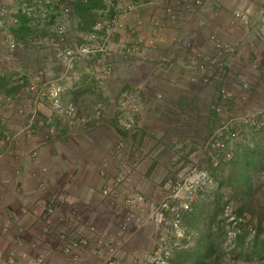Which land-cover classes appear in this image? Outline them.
<instances>
[{"label":"crops","instance_id":"1","mask_svg":"<svg viewBox=\"0 0 264 264\" xmlns=\"http://www.w3.org/2000/svg\"><path fill=\"white\" fill-rule=\"evenodd\" d=\"M133 1L135 8L128 24L133 25L141 17L143 27L131 34L130 39L139 35L149 37L153 19H158L161 25L153 48L146 43L141 54L129 57L126 49L118 45L119 35H116L107 57L114 67L113 84L121 92H135L140 97V109L130 115L134 120L132 130L123 128L121 120L127 115L120 111L116 115L111 105L114 99L106 97L104 92L99 99L104 102L107 115L95 119L91 118V110L89 115L83 112L82 105L89 107L91 98L96 100V94L88 92V85L92 90L99 86L96 66L85 63L101 55L77 62L79 77H68L62 82L63 102L76 105L78 112L84 114L81 116L88 119L77 126L62 122L49 101L35 100L34 94L27 90L13 93L19 95L10 105L0 98V127L11 135L10 139L0 141V264H23L20 253H25L32 264L97 261L96 252L101 247L95 244L96 236L89 230L90 224L113 232L120 220L118 201L122 196L144 192L159 199L162 188L188 170L197 154L195 140L206 138L217 122L211 109L216 86L204 83L197 71L188 67L192 50L217 54L208 41L210 35L215 34L223 43L236 44L238 48L237 56L221 59L225 70L219 76V84L239 90V79H243L264 87V0H203L197 8L189 0ZM0 5L10 9L0 14V83L4 77L15 81L20 76L29 83L38 69H46L40 65L45 64L48 53L42 52L46 48L40 51L38 48L45 46L43 39L54 14L46 21L35 22L29 14L20 11L18 0H0ZM166 5L174 9L173 19L167 16ZM82 6H92L93 23L111 15L106 0H94L92 4L90 0H76L67 19L69 42L79 40L87 30L80 28L82 14L78 10ZM236 11L245 14L247 20L236 16ZM21 18L28 27L25 41L13 31ZM6 33L18 42L17 50L21 42L27 43L28 49L8 53ZM40 59L44 62L36 68L34 64ZM229 67L236 73H230ZM243 94L234 96L237 106L244 105ZM121 99L119 96L116 102ZM21 105L25 110L20 113ZM33 110L37 119L45 120L43 124L29 123ZM118 141L123 143V149L115 153ZM230 148L232 156L228 159L221 152L216 153V165L209 158L215 180L229 188L236 183L233 177L241 175L244 166L257 162L259 153L264 152V131L245 130L230 143ZM126 168L129 172L120 186L119 197L114 205L110 204L105 188ZM51 202L56 207L54 213L47 210ZM142 226L132 225L117 243L118 264L127 257L126 250L129 262L134 252L137 253L134 246L141 243L137 241V233H146V227ZM154 231L151 237L144 236L146 241L152 240L151 248L159 236ZM62 234L88 240L81 262L73 261L63 252ZM169 244L172 250V241Z\"/></svg>","mask_w":264,"mask_h":264},{"label":"built area","instance_id":"2","mask_svg":"<svg viewBox=\"0 0 264 264\" xmlns=\"http://www.w3.org/2000/svg\"><path fill=\"white\" fill-rule=\"evenodd\" d=\"M75 1L53 0V3H49L48 0H18L20 11L29 14L35 22L46 21L50 14H54L43 43L45 46L55 49L57 58L63 63V70L57 77L46 79L44 77L46 69H38L32 74L26 90L31 92L32 95L34 94L33 98L35 100L40 98L49 101L61 121L70 127L77 126L88 120L86 117L79 115L76 105L70 102L64 103L62 99L64 90L62 82L68 77H79V71L75 68V64L85 58L97 55L108 56L114 46L116 35H119L118 45L126 49V54L129 57L138 56L142 52V47H146V43L152 48L155 46V41L159 38L158 28L161 25L158 19H153L151 22L152 28L148 32L149 37L144 38L139 35L130 39L131 34L140 32L143 27L141 17H137L133 25L128 24L129 16L135 8L134 1L106 0V5L111 9V15L107 19H97L89 29L81 33L79 40L69 42L67 19ZM189 1L194 8L203 4V0ZM9 10L5 5H0V14H6ZM165 10L169 18L173 19L175 17L176 14L171 6L166 5ZM235 15L245 21L247 20L246 15L240 11H236ZM208 41L214 45L217 54L213 56L200 50H192L188 60V67L197 71L204 83L216 86L211 109L215 115L224 116L212 127L209 135L204 140H199L196 143L197 150L200 153L199 157L205 158L208 156L211 158L212 164L216 165V153L221 152L224 158H230L232 156L230 143L237 139L243 131H264V97L262 99L255 98L258 94V88H261L260 86L252 85L247 80L239 79L240 89L245 94L241 97L244 101L243 107L237 109L234 94L226 86L218 83V80H220L219 76L225 70L224 62L221 59L223 57L237 56V45L223 43L215 34L210 35ZM5 42L9 52H14L18 47V42L12 34H5ZM229 68V72L234 73V69ZM101 69L105 73H110L113 65L108 61ZM18 78L19 82L24 80L21 76ZM18 95H5L2 97V101L10 105L18 98ZM140 106L141 101L137 93L129 91L124 93L123 98L119 102V111L127 115L125 119H120L123 128L128 130L134 128V120L130 115L138 111ZM24 110V105L18 108L20 113L24 112ZM30 113V124H43L45 122L42 118L37 119L36 110ZM101 113L102 104L96 102L92 109L91 118L98 119L102 116ZM26 128H28V125ZM10 138L11 135L7 129L0 127V141ZM122 149L123 143L118 141L114 152H120ZM127 172H129L128 168L118 173L113 178V182L106 186L104 194L110 197L108 199L110 204L114 205L115 199L119 197L120 186ZM211 183L212 179L208 170L202 166L200 160L196 159L190 164L185 173L166 187L159 201L148 203L145 196L141 193L122 196L121 203L124 209L120 211V220L113 232L109 233L101 230L94 223L90 224L89 230L96 236L95 244L101 247V250L96 252L97 261L85 264H118L116 258L117 243L121 241L124 233L135 224L139 227L145 224L151 225L155 227L154 232H158L159 236L154 246L147 252L140 255L134 252L131 264H170L171 247L169 246V235L183 236V228L179 222L181 214L191 208L197 192L211 186ZM61 207L65 209V207ZM47 210L50 213L56 211L54 202L48 204ZM144 212H146V215H144ZM68 214L71 218H75L70 212ZM224 214L226 216L225 227L229 235V242H231L232 238L241 232V226L246 219L243 216L236 215L230 205H226ZM248 231L253 235L255 228L249 226ZM261 235L264 236V229ZM60 240L63 243L62 248L66 256L75 262H81L80 259L88 240L66 234L60 235ZM20 255L23 258V264H32L26 259L25 253H20ZM38 261L40 262V260Z\"/></svg>","mask_w":264,"mask_h":264},{"label":"trees","instance_id":"3","mask_svg":"<svg viewBox=\"0 0 264 264\" xmlns=\"http://www.w3.org/2000/svg\"><path fill=\"white\" fill-rule=\"evenodd\" d=\"M92 1L94 0H90L91 4ZM91 7L82 6L78 10L82 14V30L93 25L95 16L91 14ZM25 22L21 18L20 25L13 30L22 41H25L27 35L28 27ZM49 49L53 50L51 47ZM53 56L56 58L55 54ZM21 77L24 78L22 82L18 81V77L15 81L4 77L0 83V92L6 95L17 92L21 94L28 84L25 77ZM11 82H15V86ZM259 157L257 162L247 163L241 175L233 177L236 183L230 187L232 196L239 203L237 213L256 217L254 225L246 223V226H254L255 233L249 236L245 230L236 236L229 251L224 250L227 233L222 225L224 203L221 191L227 185L220 184L213 195L200 191L199 198L192 203L191 208L181 214L179 222L183 228V236L169 235V240L173 243L170 264H264V236L261 235L264 229V189L253 188L256 179L254 171L264 169V152L259 153ZM236 255L240 257L239 261L235 259Z\"/></svg>","mask_w":264,"mask_h":264},{"label":"rangeland","instance_id":"4","mask_svg":"<svg viewBox=\"0 0 264 264\" xmlns=\"http://www.w3.org/2000/svg\"><path fill=\"white\" fill-rule=\"evenodd\" d=\"M38 22H41V21H38ZM69 30V29H68ZM68 34H69V32H68ZM68 40H69V36H68ZM70 41V40H69ZM21 46L19 47V49L17 50L16 49V53H19V52H21V51H25V50H27L28 49V45H27V43H23V42H21ZM44 48H46V51H42V52H47L48 53V56H46L45 58H48L46 61H45V64H42V62H44V60L43 59H40V60H37L36 62L37 63H35L34 65H35V67L37 68L38 67V64H42V65H40L41 67L42 66H46L45 68L47 69L46 70V73L44 74V77L47 79V78H54V77H57L60 73H61V71H62V68H63V63H61L60 62V60L57 58V56H56V54H55V49L53 48V50L52 49H49V47H47V46H44V47H42L41 45H39V48H38V50L40 51V49H44ZM17 51H19V52H17ZM7 52L8 53H11V52H9L8 50H7ZM55 54V56H56V58L53 56ZM107 57L108 56H106L105 58L104 57H96V58H94V59H91V60H89V61H86V65L85 66H88V65H92L93 67H95L96 66V71H98V77H97V84L99 85V86H97V88H95V89H91V87L89 88V85H88V92H90L91 93V95H94V94H96L95 96H94V98L96 99L95 100V102L93 101L94 99H92L91 98V101H90V103H88V105H89V107H87V105H82V109L84 110L83 112L85 113V114H87V115H89V113H90V110L92 111V109H93V105L94 104H96V102H99V103H101L102 104V113H101V117H103V115H107L106 113V108L103 110V101L101 100V99H99V98H101L102 97V92H104L106 95V97L108 96L109 98H113L114 99V102L113 103H111V105H114V109H116V111H117V113H116V115H118V107H119V102L120 101H117L116 102V100H117V98L120 96V98L122 97L123 98V96H124V91H120V89L118 88V87H116L113 83V79H114V67H113V69L111 70V72L110 73H105L101 68H102V66L106 63V62H110L111 63V61L109 60V59H107ZM113 65V64H112ZM236 72L234 71V73H232V74H235ZM85 83H88V81L87 82H85ZM250 83V82H249ZM252 84V83H251ZM252 85H254V84H252ZM110 86L111 87H113V88H110ZM233 94H234V96L235 95H237V94H242V90L239 88V90L238 89H234L233 90V88L231 89L230 87H228V86H226ZM98 90L100 91V97H97L98 96ZM258 94H257V96L255 97V98H263L264 97V87H262V88H258V92H257ZM111 94V95H110ZM110 95V96H109ZM3 97V93H0V98H2ZM238 105V104H237ZM243 107V106H242ZM241 106H237V109L238 108H242ZM0 108H1V104H0ZM87 111V112H86ZM79 115H84V114H80L79 113ZM217 116V122L214 124V125H216L217 123H218V121L224 116V115H216ZM205 139V138H204ZM204 139H201V140H204ZM200 140V139H199ZM199 140H195V142H194V145H195V148H196V151H197V154H196V157L194 158V160L193 161H195L196 159L199 161L200 160V162H201V164H202V166L206 169V170H208V172H209V174H210V177H211V179H212V183H211V186H209V187H206V188H204V189H201V190H199V191H201V192H204V193H209V194H211V195H213V193L218 189V188H220V184H219V182H217L216 180H215V178H214V176H213V173L211 172V169H210V167H209V161H210V159H209V157L208 156H206L205 158H201V157H199V155H200V153H199V151L197 150V147H196V143H198V141ZM192 161V162H193ZM191 162V163H192ZM255 176H256V179H255V181H254V183H253V188L256 190L257 188H262V189H264V169H256L255 171ZM255 176H253V177H255ZM261 181V184H258L259 182ZM165 189H166V187H164V188H162V191H161V193H159V194H161V197H162V195H163V193L165 192ZM199 191L197 192V194H196V197H195V199L199 196ZM139 193V192H138ZM141 194H143L144 196H145V199L148 201V203H155V202H157V201H159V199L161 198H159L158 199V197L157 198H150V194L149 195H147V194H145L144 192H140ZM221 195L223 196L222 197V201H223V203H224V207H223V212H222V225H223V227H224V229H225V231H226V233H227V230H226V227H225V225H226V216H225V214H224V209H225V207H226V205H230V207L233 209V212L236 214V215H238V216H243L245 219H246V222H245V224H243L242 226H241V232H239L238 234H241V233H243L245 230H246V233H247V235H252V234H250V232L248 231V226H252V225H254L253 223L254 222H256V217H254V216H252V215H250V214H246V215H239L238 213H237V209H238V205H239V203H238V201H236V199H234V197L232 196V194H231V188H229L228 186H225L224 188H223V190L221 191ZM195 201V200H194ZM226 201V202H225ZM118 204H119V206H120V210H123L124 209V206H123V204L121 203V200H119L118 201ZM144 215H146V212H144ZM246 223H250V224H252V225H247L246 226ZM245 225V226H244ZM143 228L144 227H146L145 229V231H146V233H142V234H140L139 235V233H137V241L140 243L138 246H134L136 249H137V255H140V254H143V253H145V252H147L150 248H151V246H152V240H147L146 241V239H145V237L146 238H148V235L151 237V235L153 234V231H154V228H152L150 225H146V226H142ZM252 227H254V226H252ZM238 234H236V236L238 235ZM145 236V237H144ZM236 236L234 237V238H232V240H231V242H229V235L227 234L226 235V240L224 241V244H223V247H224V250L226 249V250H230L231 249V247L233 246V242H234V240H235V238H236ZM129 242V241H128ZM127 242V243H128ZM126 243V244H127ZM149 243V244H148ZM127 250H126V252H125V256H127L125 259H123V262H122V264H131V260H130V262H129V259H128V255H127ZM240 257L238 256V255H236L235 256V259L236 260H240L239 259Z\"/></svg>","mask_w":264,"mask_h":264}]
</instances>
